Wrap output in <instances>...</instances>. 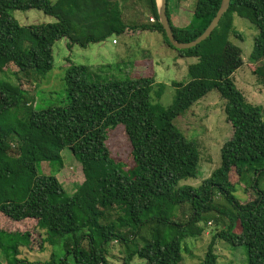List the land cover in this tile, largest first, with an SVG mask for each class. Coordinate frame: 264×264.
<instances>
[{
    "label": "trees",
    "instance_id": "trees-1",
    "mask_svg": "<svg viewBox=\"0 0 264 264\" xmlns=\"http://www.w3.org/2000/svg\"><path fill=\"white\" fill-rule=\"evenodd\" d=\"M147 3L155 17L149 27L127 24L117 0H0V74L13 65L17 80L21 74L45 81L54 69V46L63 39L69 50L86 49L127 30L157 32L178 57L197 60L188 67L189 82H172L175 97L167 108L151 101L153 88L160 100L165 84L156 86L153 76L119 79L125 68L115 64L93 69L68 58L64 104L41 111L33 109L21 84L0 80V257L6 264H113V242L123 248L122 264H181L184 239L201 236L205 229L200 224L214 212L219 214L216 225L224 228L213 236L200 264H218V241L244 247L248 264H264V109L249 103L236 87L232 73L238 61L233 59L239 51L230 42L238 35L235 15L257 28L250 59L263 63L256 73L264 78V0H231L212 35L185 50L170 43L157 1ZM221 4L222 0H197L188 27H176L170 19L175 39L196 40ZM30 10L55 22L21 25L12 14ZM214 90L225 102L232 137L209 178L198 187L180 186L197 179L200 150L175 121ZM120 125L131 146L130 171L113 159L106 145L108 130ZM65 149L81 164L84 175L72 195L55 175L38 172L41 163L63 168ZM233 171L240 180L253 175L248 183L254 197L246 203L236 196ZM218 196L231 210L215 205ZM5 220L15 229H4ZM25 225L32 229L23 231ZM47 245L53 249L47 261L19 258L20 247L42 253Z\"/></svg>",
    "mask_w": 264,
    "mask_h": 264
},
{
    "label": "rangeland",
    "instance_id": "rangeland-1",
    "mask_svg": "<svg viewBox=\"0 0 264 264\" xmlns=\"http://www.w3.org/2000/svg\"><path fill=\"white\" fill-rule=\"evenodd\" d=\"M58 0H51L56 3ZM197 0H169L168 11L173 24L178 27H188L191 24L193 13ZM13 16L21 25L54 23L55 19L45 15L41 11H13ZM152 11L147 3V0H139L136 11H125V22L129 25L141 26L149 23V17ZM234 26L238 35L231 36L230 42L233 47L239 51L233 59L238 61V67L232 73L236 87L243 93L246 100L253 104L262 106L264 109V78L257 72L263 66V63H252L250 57L254 48V40L258 35L257 28L248 20L234 16ZM141 31V30H140ZM131 38L133 41L128 43L126 35L114 36V39L119 40L120 44L116 47L102 43L90 45L86 49L75 46L72 50L67 48V40L63 39L54 46V69L48 74V77L42 83L36 81L33 76H23L19 74L20 80H17L15 75L18 69L9 65L5 74H0V80L21 84L27 92L30 99V104L35 111H41L64 104L66 100V92L64 87V73L69 65L68 58L74 63L87 65L94 69L96 66L101 67L106 64L119 65L124 69L122 75L117 77L122 80L129 78L153 76L156 79V86L165 84V92L160 100L155 98L153 88L151 93L152 102H160L165 108L169 107L174 101L175 89L172 87L173 81L189 82L188 67L197 62L196 58H180L175 50L169 48L164 42L161 35L162 44L155 43L152 45L146 42V33L141 35L136 34ZM106 42V41H105ZM144 45H143V44ZM115 48H118L115 52ZM144 48V49H143ZM121 54H118L120 53ZM118 54V55H117ZM117 56H121L117 60ZM139 61V62H138ZM264 70V69H263ZM177 129L185 135L190 141H195L200 150V164L197 179H189L181 182L180 186L191 185L198 187L202 181L209 178L221 164V150L223 145L232 137L233 129L231 124L226 119L225 102L217 91L210 92L207 96L195 104L183 116L175 121ZM106 145L111 152L113 159L125 171H130L134 167L131 159V146L126 135L124 126L108 130V139ZM63 168L58 164L41 163L38 165L40 175L50 176L55 175L63 185L68 195H72L76 188L83 183L84 175L81 164L75 159L69 149L62 152ZM253 175L248 176L246 180H240L235 171L231 174V179L237 185L236 196L242 203L253 199L254 195L249 181ZM215 205L223 210H231V205L223 198L218 196L215 199ZM188 215V214H187ZM217 212L211 214L207 222L201 223L205 231L198 237H187L183 241V261L181 264H200L204 259L208 245L210 244L216 232L222 230L223 224L216 225L215 217ZM180 220H184V216L179 213ZM220 221L224 219L219 217ZM2 227L6 230H14V226L8 221H2ZM29 229L32 227L25 225L21 227ZM18 229V228H17ZM18 229V230H21ZM236 233L240 232L237 226ZM216 254L218 255V264H248L246 249L242 246L234 247L224 244L222 241L216 243ZM21 259H26L29 262H44L47 261L53 249L47 245V248L42 253L30 252L26 247H20ZM109 260L113 264H122L123 248L119 243L113 242L109 247ZM1 253V252H0ZM3 264H6L4 257H0ZM143 263L140 260H135L133 264Z\"/></svg>",
    "mask_w": 264,
    "mask_h": 264
},
{
    "label": "water",
    "instance_id": "water-1",
    "mask_svg": "<svg viewBox=\"0 0 264 264\" xmlns=\"http://www.w3.org/2000/svg\"><path fill=\"white\" fill-rule=\"evenodd\" d=\"M158 1V14H159V20L161 25L163 26L166 35L172 44V46L178 50H185V49H191L193 47L198 46L205 40H207L213 33V31L217 28L219 25L222 17L224 14L228 11L230 8L231 0H222L221 7L215 16V18L212 20L208 28L204 31V33L199 36L196 40L189 42V43H180L175 39L171 22L167 14V0H157Z\"/></svg>",
    "mask_w": 264,
    "mask_h": 264
},
{
    "label": "crops",
    "instance_id": "crops-1",
    "mask_svg": "<svg viewBox=\"0 0 264 264\" xmlns=\"http://www.w3.org/2000/svg\"><path fill=\"white\" fill-rule=\"evenodd\" d=\"M118 2H120V4H121V8H122V11H123V20L125 21V18H126V20H127V17L125 16V11H131V12H133V11H136V9H137V6H138V4H139V0H117ZM157 1V0H156ZM157 5H158V1H157ZM151 19H153L154 20V22H150L151 21ZM149 23H151L150 25H152V24H154L155 23V17L153 16V15H151L150 17H149ZM148 26V25H146V24H143V25H141V26ZM175 25V24H174ZM176 26V25H175ZM149 27V26H148ZM176 27H178V26H176ZM142 33H146V36H148V38H146V42L144 41V43H146V44H149V45H152V44H154V42L155 43H159V44H162L161 42H162V40H161V34H159V33H157V32H151V31H140V30H137V31H130V30H127L125 33H124V35H126L129 39H128V43L126 42L125 44H126V47H128V44H129V42H132L133 40L131 39V38H133V37H135L134 35H136V34H139V35H141ZM114 40H116V39H114V37H112V38H109L106 42H104L105 44H107V46L109 47L110 45H113L114 47H116V46H118L119 44H120V42H119V40H116L117 41V43L116 44H114L113 42H114ZM103 43V44H104ZM143 44V43H142ZM100 45V44H99ZM101 45H102V43H101ZM144 45V44H143ZM144 49V48H143ZM117 50H119L118 48H115L113 51H109V52H115V53H117L118 51ZM117 51V52H116ZM118 54H121V52L120 53H118ZM117 54V55H118ZM120 58H121V56H117V60H120ZM139 62V61H138Z\"/></svg>",
    "mask_w": 264,
    "mask_h": 264
},
{
    "label": "built area",
    "instance_id": "built-area-1",
    "mask_svg": "<svg viewBox=\"0 0 264 264\" xmlns=\"http://www.w3.org/2000/svg\"><path fill=\"white\" fill-rule=\"evenodd\" d=\"M151 22H154V20L153 19H151ZM114 44H116L117 43V41L116 40H114V42H113Z\"/></svg>",
    "mask_w": 264,
    "mask_h": 264
}]
</instances>
